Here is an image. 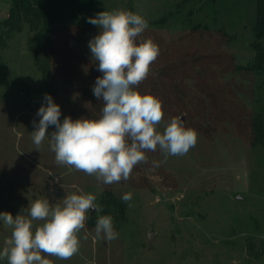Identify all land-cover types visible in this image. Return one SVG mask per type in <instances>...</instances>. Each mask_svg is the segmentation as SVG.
Segmentation results:
<instances>
[{
  "label": "rangeland",
  "instance_id": "1",
  "mask_svg": "<svg viewBox=\"0 0 264 264\" xmlns=\"http://www.w3.org/2000/svg\"><path fill=\"white\" fill-rule=\"evenodd\" d=\"M11 3L0 0V21ZM120 9L147 21L137 43L151 39L160 50L138 86L163 102L158 130L181 117L198 135L187 154L146 152L127 181L105 185L58 165L48 138L37 151L31 133L45 94L61 123L99 118L93 86L103 73L88 44L101 30L87 20ZM255 10V0H96L53 24L46 77L30 49L35 30L24 23L0 47V212L15 216L36 199L54 206L77 189L95 195L102 211L87 213L78 253L45 256L52 264H264V143L251 144V120L264 117V71L245 67L255 56ZM103 215L113 218L114 240L95 235ZM43 223L33 221V231ZM10 235L0 221V250Z\"/></svg>",
  "mask_w": 264,
  "mask_h": 264
},
{
  "label": "clouds",
  "instance_id": "2",
  "mask_svg": "<svg viewBox=\"0 0 264 264\" xmlns=\"http://www.w3.org/2000/svg\"><path fill=\"white\" fill-rule=\"evenodd\" d=\"M87 22L101 30L88 44L103 73L93 86L94 96L103 100L101 114L97 119L73 120L66 116L61 123L60 106L45 94L46 103L36 113L41 118L38 124L33 121L35 130L31 133L36 150L48 138L58 165L95 176L105 185L127 181L136 165L147 163L146 152L159 148L165 160L187 154L197 142V132L186 128L181 117H172L161 133L158 128L164 119L163 102L138 90L160 52L151 39L137 43L147 21L120 9L99 12ZM49 126H55L50 134ZM153 164L159 167V163ZM77 192L54 206L48 199H36L15 216L0 212V221L11 229L0 259L6 258L8 264H52L45 256L69 260L76 255L80 248L78 233L85 228L87 213L102 211L95 195L82 189ZM121 199L129 201L132 194L125 193ZM37 220L44 223L33 231V221ZM95 235L106 240L118 237L110 215L98 216Z\"/></svg>",
  "mask_w": 264,
  "mask_h": 264
},
{
  "label": "trees",
  "instance_id": "3",
  "mask_svg": "<svg viewBox=\"0 0 264 264\" xmlns=\"http://www.w3.org/2000/svg\"><path fill=\"white\" fill-rule=\"evenodd\" d=\"M96 0H12L9 15L0 21V47L8 43L15 31L28 23L34 31L30 45L38 67L48 76L49 64L46 51L50 42L52 26L77 14L91 10ZM255 39L252 45L255 56L245 67L256 72L264 71V0H255ZM251 144L264 143V117L260 114L251 120ZM117 204V203H116Z\"/></svg>",
  "mask_w": 264,
  "mask_h": 264
},
{
  "label": "water",
  "instance_id": "4",
  "mask_svg": "<svg viewBox=\"0 0 264 264\" xmlns=\"http://www.w3.org/2000/svg\"><path fill=\"white\" fill-rule=\"evenodd\" d=\"M70 43H72V41ZM48 188L49 189H47V193L50 195H53V193L55 192L53 188H51V186H49ZM151 237H152V233H150V240H151Z\"/></svg>",
  "mask_w": 264,
  "mask_h": 264
}]
</instances>
